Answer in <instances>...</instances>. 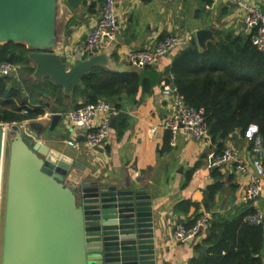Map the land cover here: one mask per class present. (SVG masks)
Here are the masks:
<instances>
[{
  "label": "crops",
  "instance_id": "1",
  "mask_svg": "<svg viewBox=\"0 0 264 264\" xmlns=\"http://www.w3.org/2000/svg\"><path fill=\"white\" fill-rule=\"evenodd\" d=\"M248 1L264 11V0ZM117 3L120 13L117 40L96 51L95 54L102 55L93 69L101 67L116 72L137 69L142 82L150 81L152 91L145 92L142 87L136 96L126 94L124 107L121 110L115 108V127L112 126L110 136L98 148L92 149L81 129L73 127L64 118V113L75 104L74 91L67 97L64 88L50 78L36 79L33 76L35 64L30 61L32 70L24 71L18 67L19 75L14 77L20 82L24 78L34 82L51 81L61 88V99L57 101V96L50 94L42 99L44 102L35 103L44 114L28 120L23 129L36 137L41 129L30 127V124L40 122L46 134L40 140L84 165L85 173L93 174L94 178L107 176L111 183L119 186L126 184L130 188L147 189L154 201L157 264H190L199 253L206 254L210 249V245L204 243L210 226L194 243H184L175 235L178 222L192 225L205 211L213 213L211 222L218 217L229 221L242 218L249 208L252 209L240 200L247 189L248 177L231 165L216 167L212 164V155L217 151L213 141L195 140L181 132L172 139L171 131L164 128L170 117L171 97L162 84L167 81L166 71L174 56L192 43L198 29L212 31L205 46L196 43L202 51L212 43L249 33L238 16L235 0H117ZM100 11V0L97 5L83 6L77 12L69 10L62 0L57 11L61 35L57 51L71 55L72 62L90 58L83 47ZM171 33L186 39L177 50L154 66L132 67L127 60L130 49L154 48L159 40ZM24 91L27 93L26 89ZM83 102L82 96L77 97L76 103ZM53 107L63 114V120L56 124H53ZM155 126L157 131L152 132ZM257 130L256 125H251L245 137L239 132L238 137L228 139L226 144L238 149L252 169L260 173L264 183V156L259 158L253 149ZM260 206L264 212V191ZM262 226L264 230V222ZM197 245L201 247L197 248ZM204 246L206 249L202 251ZM262 257L264 261V249Z\"/></svg>",
  "mask_w": 264,
  "mask_h": 264
},
{
  "label": "water",
  "instance_id": "2",
  "mask_svg": "<svg viewBox=\"0 0 264 264\" xmlns=\"http://www.w3.org/2000/svg\"><path fill=\"white\" fill-rule=\"evenodd\" d=\"M61 3L0 0V45L26 46L24 56L35 64L33 76L50 78L70 97L102 54L89 53L90 58L73 63L57 51ZM97 3L65 0L74 12ZM210 37L212 31L198 29L192 43L205 46ZM11 75L17 77L18 70ZM53 112V124L63 120L57 107ZM30 127H39L40 134L35 137L17 125L9 131L0 122V193L4 181L7 189L2 264H157L152 194L111 183L107 176L94 178L84 165L40 140L46 135L43 124L32 122ZM9 133L14 137L5 174ZM238 136L239 130L232 133Z\"/></svg>",
  "mask_w": 264,
  "mask_h": 264
},
{
  "label": "trees",
  "instance_id": "3",
  "mask_svg": "<svg viewBox=\"0 0 264 264\" xmlns=\"http://www.w3.org/2000/svg\"><path fill=\"white\" fill-rule=\"evenodd\" d=\"M26 52L24 45L14 42L0 45V64L10 62L30 72ZM166 75L188 104L205 108L217 152L234 131L245 137L251 125L258 127L256 134L264 142V53L253 44L251 34L212 43L203 51L189 43L174 56ZM18 81L12 75H0V122L36 119L44 110L35 103L44 102L42 99L50 94L57 96V101L61 99V88L51 81ZM82 83L74 90L75 104L70 109L106 100L121 110L126 94L136 96L142 87L145 92L152 91L150 81L142 82L137 69L116 72L97 67L84 75ZM79 96L84 98L81 104L76 103ZM251 210L233 221L224 217L212 221L204 240L210 249L206 254L199 253L190 264H264L263 226L244 222Z\"/></svg>",
  "mask_w": 264,
  "mask_h": 264
},
{
  "label": "built area",
  "instance_id": "4",
  "mask_svg": "<svg viewBox=\"0 0 264 264\" xmlns=\"http://www.w3.org/2000/svg\"><path fill=\"white\" fill-rule=\"evenodd\" d=\"M100 15L90 31L83 51L86 54L94 53L117 40L120 13L117 0H100ZM238 5V16L241 17L245 29L252 35V42L256 48L264 53V11L257 4L248 0H235ZM183 37L179 34H168L158 41L154 48H136L127 52V59L132 66L147 68L158 64L168 54L177 50L183 44ZM71 57V55H69ZM18 66L3 62L0 64V75H11ZM163 88L171 97L170 117L164 125L172 133V139H176L181 132L195 140H208L212 142L206 119L204 107H196L188 104L185 96L177 86L163 81ZM26 111V110H24ZM115 113L114 105L106 100L96 103L84 104L79 108L69 109L64 113V118L79 129H85V141L87 145L95 149L106 140L112 132V121ZM28 120L7 123L9 129L15 125L24 128ZM158 127H153L156 132ZM253 149L259 158L264 156V142L261 136L253 137ZM212 164L216 167L231 165L240 173L248 177V186L241 202L250 205L252 210L245 216L244 222L251 225H261L264 222V212L260 206V198L264 191V183L260 173L242 158L240 152L232 144L216 151L212 155ZM213 213L203 212L196 222L190 226L184 222H178L175 235L180 242H188L189 239L201 236L210 226Z\"/></svg>",
  "mask_w": 264,
  "mask_h": 264
},
{
  "label": "rangeland",
  "instance_id": "5",
  "mask_svg": "<svg viewBox=\"0 0 264 264\" xmlns=\"http://www.w3.org/2000/svg\"><path fill=\"white\" fill-rule=\"evenodd\" d=\"M183 39L186 40L184 37H183ZM18 82H19L18 84H20V81H18ZM10 130H13V129H9V131ZM13 137H14V134L9 133L7 151H6V159H5V174H6V170L8 168L9 143H10V141H11V139ZM2 188H3V190H1V193H0V264H2L3 239H4V221H5L6 199H7L6 198L7 197V189H6V182L5 181L3 183V187Z\"/></svg>",
  "mask_w": 264,
  "mask_h": 264
}]
</instances>
